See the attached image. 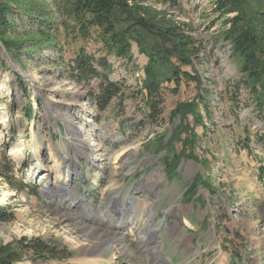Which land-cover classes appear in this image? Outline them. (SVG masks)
Listing matches in <instances>:
<instances>
[{
  "label": "rangeland",
  "instance_id": "obj_1",
  "mask_svg": "<svg viewBox=\"0 0 264 264\" xmlns=\"http://www.w3.org/2000/svg\"><path fill=\"white\" fill-rule=\"evenodd\" d=\"M180 2L176 11L147 4L200 42L201 83L162 90L155 121L137 91L150 58L134 36L133 63L116 62L111 74L130 88L102 112L87 86L52 64L16 61L0 42V165L35 190L0 177L11 214L0 221V249L20 255L13 264H264V94L237 86L243 59L224 41L213 0ZM32 55L57 58L45 48ZM123 209L133 222L118 225Z\"/></svg>",
  "mask_w": 264,
  "mask_h": 264
},
{
  "label": "trees",
  "instance_id": "obj_2",
  "mask_svg": "<svg viewBox=\"0 0 264 264\" xmlns=\"http://www.w3.org/2000/svg\"><path fill=\"white\" fill-rule=\"evenodd\" d=\"M153 1L171 11L182 9L180 0ZM147 3L148 0H0V42L16 61L28 56L52 64L69 81L87 86L90 103L102 112L117 98L122 104L125 90L130 88L125 79L114 80L111 74L116 62L125 61L126 68L133 63L131 37L134 36L140 51L150 58L137 91L149 109L146 118L155 121L164 112L162 90L170 89L171 83L176 88L182 82L201 83L195 70L201 46L184 23L170 18V13L161 15ZM213 11L227 27L223 38L232 54L243 59L242 77L237 86L264 94V0H213ZM63 44L80 46L69 51ZM43 48L57 58L37 60L32 53ZM4 66L10 69L7 64ZM17 82L24 85L21 76H17ZM260 105L264 106V102ZM27 108L30 118L32 109ZM169 166L174 175L179 167L177 160ZM11 173L0 165V177L12 189L35 191L33 184L23 181L18 184ZM195 187L194 180L190 192ZM10 217V212L0 206V221H8ZM43 245L34 247L45 251ZM18 259L17 252L6 247L0 249V264H13Z\"/></svg>",
  "mask_w": 264,
  "mask_h": 264
},
{
  "label": "bare ground",
  "instance_id": "obj_3",
  "mask_svg": "<svg viewBox=\"0 0 264 264\" xmlns=\"http://www.w3.org/2000/svg\"><path fill=\"white\" fill-rule=\"evenodd\" d=\"M65 174H67L68 175V173H65V172H60V174L59 175H64V176H66ZM95 182V181H94ZM135 208V207H134ZM131 210V209H130ZM130 210L129 209H127V210H125V209H123V212L121 213L122 215H119V216H122V217H118L117 218V223H118V225H119V223H120V225H124V224H128V223H132L133 221V219H132V214L130 213ZM103 211H105V212H103V217L104 216H109V214H108V210H103ZM109 211H110V209H109ZM126 213H129V214H131V215H128L126 218H123L124 216L123 215H125ZM123 218V219H122ZM186 222H188L187 220H186ZM189 223V222H188ZM136 225V224H135ZM151 234H150V232H148L147 233V235H145V236H142L141 237V240L142 241H144V240H148V238L150 239L151 238ZM140 239V238H139Z\"/></svg>",
  "mask_w": 264,
  "mask_h": 264
}]
</instances>
